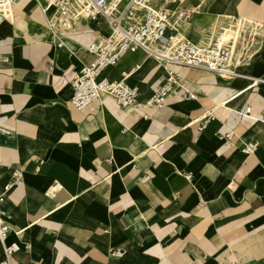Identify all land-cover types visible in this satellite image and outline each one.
<instances>
[{"label": "crops", "instance_id": "crops-1", "mask_svg": "<svg viewBox=\"0 0 264 264\" xmlns=\"http://www.w3.org/2000/svg\"><path fill=\"white\" fill-rule=\"evenodd\" d=\"M207 6L212 35L199 21L181 25L199 43L235 28L236 42L260 37L247 57L235 42L233 73L170 65L194 97L181 89L153 108L144 103L165 68L128 51L103 76L128 74L137 105L107 96L83 110L70 102L71 80L107 35L104 18L73 19L57 47L50 11L34 0L0 9V189L22 176L2 204L7 241L21 247L13 264H264V0Z\"/></svg>", "mask_w": 264, "mask_h": 264}, {"label": "built area", "instance_id": "built-area-1", "mask_svg": "<svg viewBox=\"0 0 264 264\" xmlns=\"http://www.w3.org/2000/svg\"><path fill=\"white\" fill-rule=\"evenodd\" d=\"M17 0H0V5H13ZM44 13L50 11L47 26L50 36L56 39V46L61 47L64 41L60 34L65 32L55 30L54 24L59 17H64L76 10L87 19L103 17L111 28V33L93 42L88 51L93 54V60L83 64L71 80L72 96L70 102L77 110H83L90 104L101 101L103 97H111L116 103L134 107L137 105L138 87L130 85L126 79L128 74H123L120 79L110 81L103 72L128 51L138 49L147 54L153 51L160 64L164 65L166 77L164 84L155 91L144 103L149 107H160L168 98L183 90L182 95L194 97V93L184 87L180 75L170 68V65L194 66L212 72L229 71V50L224 49L218 41L199 46L186 35L179 34L170 25V10L167 8L169 1L182 0H34ZM191 11L184 6L179 11L180 17L190 19ZM61 17V18H62ZM66 20L63 21L65 23ZM158 45L159 50L153 46ZM256 83V81H254ZM0 133H8L0 126ZM232 132L224 135L226 140L232 138ZM257 144L247 142L241 146V151L251 154ZM2 167L0 165V177ZM190 179V174H185ZM22 183L19 171H14L12 178L6 181L0 189V245L2 257L0 264H13V255L20 250L17 241L8 242L7 237L11 231L8 215L2 204L5 196ZM61 188L56 181L49 188L55 192ZM27 247V245H26Z\"/></svg>", "mask_w": 264, "mask_h": 264}, {"label": "bare ground", "instance_id": "bare-ground-1", "mask_svg": "<svg viewBox=\"0 0 264 264\" xmlns=\"http://www.w3.org/2000/svg\"><path fill=\"white\" fill-rule=\"evenodd\" d=\"M185 1L186 0H182V1H169L167 3V8L170 10V22L169 23L171 25V28L177 30L179 34H182L179 31V28H178L179 27V24H180L179 22H181L180 25H182L184 23L190 22V20H191V19L188 20V19H185L183 17H180V15H179V11L183 9L184 6H182V4ZM9 6H11V5H9V4L0 5V9H4V8L9 7ZM194 12L196 13V17L194 18V22L197 23L198 19H200L201 12L199 10H197V11L195 10ZM61 17H59L57 19V22L53 25L54 26V29L57 30V31H59V30L69 31L73 27V23H72L73 19H76V18L79 19V20L80 19H86L77 10L74 13L67 14L66 17H65V19H63L64 17H62V18ZM64 20H66L65 23H63ZM103 20L108 25L109 30H108L107 35H109L111 33V28H110L108 22L105 19H103ZM245 22L246 21H241V27L242 28H243V25L245 24ZM236 30H237V28H235V32L234 31H231V29L229 30V32L228 31H225L224 33H222L219 36H216V37L210 39L209 41H207L205 43H197V42H195V43L198 44L199 46H207V45H210V44L218 41L220 43V45H223L224 49H228L229 50V59H228V66H227L228 68L227 69L229 71H232V68H231V60H232V55L234 53V45H235V42H236V37H235L236 32H237ZM200 31H201V29H200ZM233 33H234V35H233ZM107 35H105V36H107ZM100 38H103V37H100ZM231 39H232V43L234 45L232 44V45H229L228 46L226 43H227L228 40H231ZM199 40L201 41V37L199 38ZM159 48L160 47H158V45H154L153 46V49L154 50H159ZM145 55L146 56L153 57L154 60L158 64H160L158 58L156 57V54L153 51H149ZM161 65L164 67L163 64H161ZM231 73H233V72H231ZM29 248H30V246H29Z\"/></svg>", "mask_w": 264, "mask_h": 264}, {"label": "rangeland", "instance_id": "rangeland-1", "mask_svg": "<svg viewBox=\"0 0 264 264\" xmlns=\"http://www.w3.org/2000/svg\"><path fill=\"white\" fill-rule=\"evenodd\" d=\"M209 3V0H190L189 2H184L183 4H182V6H185V5H187V6H189L188 8L190 9V11L192 12L191 13V16H190V22H193V20H194V18H195V15H196V13L194 12L195 11V9L194 8H192L191 6H198L199 4H200V9H201V15H200V19L198 20L200 23H201V35L203 36V35H207V34H210L211 33V35H212V30L210 29V27L208 26V24L210 23V21L212 20V18L210 19L209 17H208V15H205L204 14V12L205 11H207V8H208V6H207V4ZM170 6V5H169ZM171 7V6H170ZM233 17H236L235 15H232V16H228V17H226L228 20H230V19H233ZM180 24H181V22H179ZM179 24V31L182 33V34H188V36H190L191 38H193L197 43H199V41H198V38H197V35H196V33L194 32V30H193V28L192 29H189L188 31H184V29H183V27L181 26ZM237 25H238V27H240L239 29H242L243 30V28L241 27V20L240 21H238L237 22ZM217 31V30H216ZM215 31V32H216ZM229 32V31H228ZM218 33V32H217ZM247 33H250L251 34V32H248V31H245L244 32V37L242 38V39H240V41H239V39H238V41L236 42V44L237 45H240V48H242L243 49V51H244V56H246L247 57V55L248 54H252L256 49H257V47H258V43H259V41H260V37L257 35V36H254V38H250V36H248V37H246L247 36ZM257 34V33H256ZM256 34H252V35H256ZM259 34H260V31H259ZM233 35H234V33H233ZM241 35H243V34H241L240 32H236V35H235V37H237V38H239ZM247 38H248V40H247ZM227 43L229 44V45H232L233 43H232V39L231 40H228L227 41ZM241 43H242V45H241ZM244 43V44H243ZM234 45V44H233ZM234 47H235V45H234ZM236 48V47H235ZM237 49V48H236ZM240 54H241V52H240ZM239 66H241V65H233L232 66V69H234V68H237V67H239Z\"/></svg>", "mask_w": 264, "mask_h": 264}]
</instances>
